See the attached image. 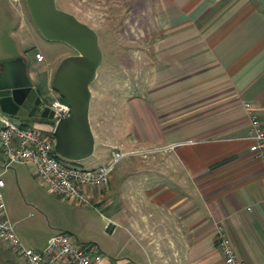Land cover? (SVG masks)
Segmentation results:
<instances>
[{"label": "crops", "instance_id": "obj_1", "mask_svg": "<svg viewBox=\"0 0 264 264\" xmlns=\"http://www.w3.org/2000/svg\"><path fill=\"white\" fill-rule=\"evenodd\" d=\"M54 1L82 20L84 7L89 10L105 0ZM120 2L122 35L130 41L145 39L143 89L153 106L140 109L137 104L135 109L146 131L143 176L131 168L134 174L126 178L132 160L114 175L113 189H86L93 203L108 209L102 216L115 243L108 252L98 247L103 254L98 264H224L216 239L218 222L242 264H264V155L250 150L245 137L249 113L264 127V0ZM13 31L21 36V48L0 58L9 61L0 63V83L15 78L21 61L40 103L31 114L26 104L7 115L49 135L52 118L40 116V110L57 96L50 87L57 61L73 50L58 47L44 57L34 48V29L23 15ZM139 76L138 70L131 86L136 92ZM11 162L3 166L0 158V177ZM0 245L7 250L0 264H25Z\"/></svg>", "mask_w": 264, "mask_h": 264}, {"label": "rangeland", "instance_id": "obj_2", "mask_svg": "<svg viewBox=\"0 0 264 264\" xmlns=\"http://www.w3.org/2000/svg\"><path fill=\"white\" fill-rule=\"evenodd\" d=\"M55 4L63 9L59 1ZM84 9L81 19L93 24L102 49L97 77L90 83L92 97L89 114L96 141L90 156L74 162L63 159L59 161L82 168L97 167L111 159L110 150L113 145L121 144L122 149L130 152L114 165L110 180L105 185H111L113 189L114 175L119 176L125 164L130 161L133 160V167L126 170V178L130 179L134 174L131 168L135 174L142 171L139 174L143 176L145 173V157L148 155L146 131L139 124L135 109H147L146 106L152 109L153 106L152 98L143 89L147 49L143 43L145 39L130 41L122 35L120 23L123 6L120 0H105L92 5L89 10L87 6ZM21 15L34 29V48H39L44 57H50L58 47L73 50L63 42L47 40L40 35L30 21L24 0H0V58L20 51L21 36L13 30ZM138 70L142 81L136 92L131 86ZM57 96L66 101L58 93ZM132 96L139 99V103H134ZM45 99L48 102L50 98L48 96ZM11 118L17 122L16 118ZM100 119L101 124L97 123ZM1 177L3 184L0 186V194L6 214L24 245L40 249L48 237L58 230L68 231L76 243L93 242L107 252L109 245H115L112 234L106 230L107 219L102 216L109 214V211L102 204L92 202V205H83L48 192L32 175L27 164L11 162ZM125 200L129 202L127 197ZM118 231L116 233L120 234ZM6 251L0 245V256L7 254ZM10 257L13 259L12 255ZM15 264H21V261Z\"/></svg>", "mask_w": 264, "mask_h": 264}, {"label": "built area", "instance_id": "obj_3", "mask_svg": "<svg viewBox=\"0 0 264 264\" xmlns=\"http://www.w3.org/2000/svg\"><path fill=\"white\" fill-rule=\"evenodd\" d=\"M36 59H42L34 51ZM248 107V103H243ZM52 110V126L56 119L68 113L66 101L54 96L46 104ZM248 129L245 137L250 140V150L264 155V127L255 113L248 115ZM121 144L111 148V159L97 167L82 168L56 159L52 134H41L33 126L20 125L0 111V158L3 166L11 161H22L29 165L36 179L48 192L83 205H91L92 200L86 189L105 186L111 177L115 163L130 151ZM3 180L0 177V186ZM217 245L224 264H242L232 239L224 224L218 222ZM0 241L25 264H98L103 254L96 243H76L66 230L51 234L42 248L24 245L13 229L0 194Z\"/></svg>", "mask_w": 264, "mask_h": 264}, {"label": "water", "instance_id": "obj_4", "mask_svg": "<svg viewBox=\"0 0 264 264\" xmlns=\"http://www.w3.org/2000/svg\"><path fill=\"white\" fill-rule=\"evenodd\" d=\"M24 3L33 25L43 38L63 42L74 51L59 58L50 78V87L69 106L68 113L54 121L51 134L56 154L71 161L83 159L90 156L95 147L89 110L90 83L97 77L102 61L98 34L91 25L57 7L54 0H24ZM8 62L0 63L6 65ZM39 103L40 97L31 87L20 61L15 78L0 83V110L14 115L28 104V114H31ZM40 116L52 118L48 105L42 106Z\"/></svg>", "mask_w": 264, "mask_h": 264}, {"label": "trees", "instance_id": "obj_5", "mask_svg": "<svg viewBox=\"0 0 264 264\" xmlns=\"http://www.w3.org/2000/svg\"><path fill=\"white\" fill-rule=\"evenodd\" d=\"M55 157L56 159L60 160V159H63L61 156H59L58 154L55 153ZM65 161H71V160H66V159H63ZM71 162H74V161H71Z\"/></svg>", "mask_w": 264, "mask_h": 264}, {"label": "flooded vegetation", "instance_id": "obj_6", "mask_svg": "<svg viewBox=\"0 0 264 264\" xmlns=\"http://www.w3.org/2000/svg\"><path fill=\"white\" fill-rule=\"evenodd\" d=\"M29 107V106H28Z\"/></svg>", "mask_w": 264, "mask_h": 264}]
</instances>
